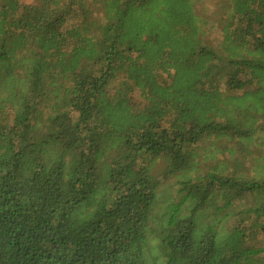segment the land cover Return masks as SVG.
I'll return each mask as SVG.
<instances>
[{
    "label": "trees",
    "instance_id": "trees-1",
    "mask_svg": "<svg viewBox=\"0 0 264 264\" xmlns=\"http://www.w3.org/2000/svg\"><path fill=\"white\" fill-rule=\"evenodd\" d=\"M200 3L0 0V264H264V0Z\"/></svg>",
    "mask_w": 264,
    "mask_h": 264
},
{
    "label": "rangeland",
    "instance_id": "rangeland-1",
    "mask_svg": "<svg viewBox=\"0 0 264 264\" xmlns=\"http://www.w3.org/2000/svg\"><path fill=\"white\" fill-rule=\"evenodd\" d=\"M24 4H31L33 0H21ZM220 0H201L200 6L202 8H206L208 13H214L217 11L216 8L220 7L219 4ZM222 35L219 30V27L216 23L211 24L206 28L205 31V39L210 42L213 45H217L218 42L221 40ZM138 101V96L135 95V100ZM165 168V162L163 160H157L155 165H154V170L156 171L157 174L161 173ZM262 175H264V170ZM176 186V181L174 179H169L164 183L163 189L165 191H174L176 192L175 189Z\"/></svg>",
    "mask_w": 264,
    "mask_h": 264
}]
</instances>
